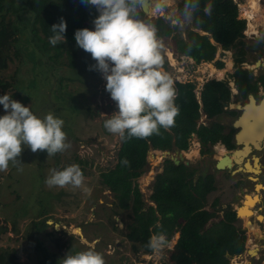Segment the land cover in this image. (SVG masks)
Returning <instances> with one entry per match:
<instances>
[{"label": "rangeland", "instance_id": "374dc122", "mask_svg": "<svg viewBox=\"0 0 264 264\" xmlns=\"http://www.w3.org/2000/svg\"><path fill=\"white\" fill-rule=\"evenodd\" d=\"M237 1L239 17L245 19L246 44L263 41L255 50L247 53V61L244 62L247 64H243L254 68L253 61L256 58H264V23L257 18L258 10L261 11L260 8L264 6V0H258L260 5L252 22L246 11L250 9L249 0ZM177 2L178 0H150L148 12L142 13L138 19L154 25V18L158 14L156 10L159 9L165 12L163 18L170 23H176L183 28L192 27L190 11H182ZM259 16L263 18L262 14ZM91 29L94 30V23ZM156 37L163 44L161 56L167 60V66H162L161 69L172 81H194V89L198 92L203 82L209 78L226 82L228 76L230 77L229 71L233 70L231 49L218 48L211 61L195 62L187 55L173 52L174 44L170 36ZM77 53L74 66L67 63L68 57L63 54L59 58L61 62L51 72L45 63L36 66L32 61L31 66L26 53L13 56L7 67L0 68V79L10 84L4 90L0 87V96L8 94L12 99L30 107L32 113L39 118L52 113L62 119L63 131L67 135L66 143L70 144L68 149L52 156H48L46 151L33 153L30 148L24 147L18 158L21 162H10L6 171H0V226L3 228L0 230V246L5 248V252L13 253L18 264H36L42 257L41 251L37 249L39 244L45 246L52 257L57 259V264H62L61 260L69 252L74 255L86 250L100 253L104 264H171L169 253L176 243L178 231L172 233L159 251L152 249L150 252H134L126 236L127 223L132 219L131 210L117 208L112 191L100 181V173L114 165L120 144V136L109 132L104 126L105 121L117 112L118 108L110 93L106 91L103 74L94 67L97 62L90 53L81 48ZM215 59H221L223 66L217 68L213 62ZM209 64L217 69H224L223 74L220 71L210 75ZM42 69H45L44 72ZM47 79L49 81L46 84ZM16 81L17 84H14ZM234 96H231V103H236ZM5 114L3 105H0V116ZM222 114L219 118L224 122L227 120V114ZM199 119L208 121L201 112ZM217 145H220L219 141L211 148L212 156L199 154L198 138L196 134H191L188 147L183 149L189 153L182 156L188 161L187 165L195 168V174L211 172L222 175L213 165L217 158L224 156ZM250 153L258 155L259 151ZM146 156L147 162L137 181L143 198L148 203H153L148 200L153 176L160 171V160L166 156L159 150H150L149 153L147 151ZM70 165H78L83 174L80 187H49L46 184V179L53 169L59 171ZM244 176L245 174L239 171L234 174L232 180ZM260 179H264V175ZM246 182L242 184L245 187L241 189L253 192L251 182ZM215 184V189L207 195L208 202L216 196L219 198L217 205L230 202L232 210H235L243 191L223 188L221 182L215 181ZM236 191L239 194L237 199L232 198ZM254 191L264 196V191ZM217 215L220 213L217 212ZM249 220L251 222L252 218ZM39 221H43L44 225L38 224L40 228H37L34 223ZM235 224L246 226L242 218H238ZM245 229L249 234L247 226ZM161 235L165 237L164 234ZM247 237L249 238V235H246ZM249 246L253 245L247 239L244 241L243 251L233 255L227 264H237L238 256L244 259L239 261V264L256 263L255 257L246 254L245 249Z\"/></svg>", "mask_w": 264, "mask_h": 264}, {"label": "trees", "instance_id": "16d2710c", "mask_svg": "<svg viewBox=\"0 0 264 264\" xmlns=\"http://www.w3.org/2000/svg\"><path fill=\"white\" fill-rule=\"evenodd\" d=\"M177 6L182 11H190L192 27L183 28L156 16L153 25L156 35L170 36L173 51L190 56L195 62L211 61L218 48L231 49L234 69L230 76L240 96L245 97L248 92L255 91L254 75L242 67L254 44H246L244 40L245 19L239 17L236 2L178 0ZM142 13L138 9L136 18H140ZM94 17L95 6L87 0H0V68L7 67L13 56L25 53L31 66L32 61L36 66L45 63L50 72L56 69L63 54L68 57L67 63L74 66V58L79 51L75 32L91 29ZM250 17L252 22L253 16ZM61 18L67 22L66 42L53 46L50 37L55 34L51 26L60 23ZM262 43L258 40L255 44L260 46ZM162 60V66L166 67L167 60L163 56ZM213 62L217 68L223 66L221 59ZM44 75L47 77L46 73ZM9 85L8 81L0 79L3 90ZM173 86L174 104L178 110L173 125L168 129L161 128L159 134L147 138L120 136L114 165L100 173V181L112 191L117 208L131 210L132 219L127 223L126 236L134 252L152 251L148 246L151 235L164 234L167 241L177 230L178 238L169 253L171 264H227L233 255L244 249V229L235 224L238 219L235 210L227 208L218 216L215 209L206 208L207 193L215 188L213 173L195 174V168L183 162L175 164L166 158L151 184L148 200L153 203L143 198L138 185L137 177L144 170L148 149H186L192 132L201 143V151H211L208 144L218 140L224 141L228 148L233 146L231 135L225 134L221 122H197L200 109L209 117L224 111L235 113L234 109L224 108V102L231 100L226 82L216 78L205 80L200 89V101L194 92V81L174 80ZM38 224L44 225V222L34 223L40 228ZM37 249L42 257L36 264H57V259L45 246L39 244ZM0 264L18 262L13 253L0 250Z\"/></svg>", "mask_w": 264, "mask_h": 264}, {"label": "clouds", "instance_id": "9594fccd", "mask_svg": "<svg viewBox=\"0 0 264 264\" xmlns=\"http://www.w3.org/2000/svg\"><path fill=\"white\" fill-rule=\"evenodd\" d=\"M100 13L93 21L94 30L78 29L75 40L78 48L90 53L97 63L96 70L106 80V91L116 103L118 111L105 121V128L122 138H147L159 134L160 129L173 125L177 115L174 104L175 89L169 75L162 71L163 44L156 37L153 25L137 19L142 0H87ZM55 34L50 43L66 42L67 22L51 26ZM5 115L0 116V171L9 163H20L24 147L33 153L46 151L48 156L70 147L63 131L64 121L52 113L39 118L30 107L0 96ZM83 174L78 165L63 170L53 169L46 179L49 187H80ZM166 241L163 235H153L149 247L159 251ZM62 264H104L102 255L94 250L70 252Z\"/></svg>", "mask_w": 264, "mask_h": 264}, {"label": "flooded vegetation", "instance_id": "af4514ba", "mask_svg": "<svg viewBox=\"0 0 264 264\" xmlns=\"http://www.w3.org/2000/svg\"><path fill=\"white\" fill-rule=\"evenodd\" d=\"M248 3H249V6H250V10L254 9V14H251L249 12V10H246L247 13H248V16L250 18V21H251V17L250 16H253V19H254V15L256 14V11H257L258 5H260V2L258 0H251V1H248ZM263 7L264 6H262L260 8L261 11H263L262 13H260L261 11L258 10L257 18H258V20L260 19L261 22L264 23V8ZM138 9H140L142 11L141 6H139ZM154 9L156 10V7H154ZM158 11H159V9L156 10V12H158ZM143 13H146V12H143ZM259 14H262L263 18H261L259 16ZM156 16H160V15L157 14ZM95 18H96V13H95L94 19ZM250 24H251V22H250ZM249 28H250V25H249ZM249 28H248V32H249ZM256 47H257V45L254 44L253 45V50H255ZM261 59H264V58L262 57ZM255 60L253 61L254 68H249V67L243 65V64H247V63H244V62L242 63V67L247 68L248 70H250L251 73L254 75V77L256 79V84L257 85H256V90L255 91L248 92L245 97H242V96H240L239 91H238V87L235 86L232 77L228 76V80L226 81V84L229 86L230 90L232 91L231 96L236 94V96H234V97L236 99V103L240 104V107L239 106H236V107L233 106V103H231L229 101V102H224L225 103L224 104V108L225 109H234L235 113H228V112L224 111L227 114L226 115L227 116V120L223 122L219 118L220 116L223 115L222 114L223 112L221 113V115L214 116V117H209V116L206 115L205 112H203L201 110L200 112L203 113L205 118H208V121L205 122L202 119L198 118L197 122L198 123H203V124H208L212 120H217V121H219V122H221L223 124L225 134L231 135V142H232L233 146L230 147V148H228L225 145L224 141H222V140H218V141H219V144H220L219 146H220L221 149L222 148H224V149L226 148L227 149V150L225 149V151H226L225 155H228V156L231 157L232 165H231L230 168L225 166V167H223L221 169H218V168L215 167V162L218 159L217 158L215 160V162L213 163V165H214L215 169H217L218 171H221L222 175L213 174V183L215 184V181L216 182H221L222 185H224L223 188H228V190L229 189H232V190L237 189V190L243 191L241 188L245 187V185L242 186V184L247 183L246 181H250L251 182V188H253V192L243 191L242 192V197L240 199V202L238 204H236L235 210H237V215L239 216L238 218H242L243 219V221H244V223L247 226L248 231H249V234H248L246 232V229H245L246 226L245 227L240 226L241 228L244 229V231H243L244 241L248 239L249 243H251V245H253L251 247L250 246L247 247V249L249 248V250H246V254L256 258V263H254V264H264L263 263V260H264V196L261 193H257L256 191H254V189H256L259 192L260 191H264V179H260L264 175V138L261 140L260 146L258 144L259 142L254 140L256 146L253 145L252 143H250V146L245 144V146L242 147V143L237 142L236 136H235V133L238 131L239 126L237 124L234 125V123H233V120L235 118H237L238 115L240 114V112L242 110V105L244 103L248 102V95L249 94H251L253 96L255 102H258L261 99V97L264 95V77L262 76V74L264 75V68L262 67V65H255V63H254ZM209 66H210V75H212L215 72L218 74V72H220V71L222 73L223 70H224V69L223 70L222 69H217V68L213 67L211 64H209ZM231 66H233V64ZM233 69H234V66H233ZM232 71H229V72L231 73ZM225 73H228V72H225ZM253 109L255 110V108H253ZM228 117H230V120H228ZM192 134H196V133L192 132ZM208 145L210 146V149H211L212 146L215 145V142L212 143V144H208ZM247 146H249V148H250V150L247 153V155L250 154L251 156L248 157L246 155L244 157V159H243L244 161L241 163L242 164L241 165L238 162L233 160L232 152H229V151L235 149L236 147H237V149L242 147L239 150H243ZM168 149L170 150V149H173V148H168ZM252 151H259L258 155H256L257 158L250 153ZM239 152L235 153V157L236 158H237V154ZM188 153H187V155H188ZM198 153L199 154L200 153L201 154H206L207 156H212L211 151H201V143L200 142H199V147H198ZM182 155H184V154H182ZM166 158H170L171 160H173L171 157H167L166 156ZM166 158L164 157V158H162V160H160L161 162L159 161L161 169H162L164 160ZM146 162H147V158H146ZM187 163H185V164H187ZM248 164H250V166L253 169H256L258 172H255V171H244V170L241 169L242 167H244V169H245ZM239 171H241V173L245 174L244 178H240V179L235 178V179L232 180V178H234L233 177L234 174L236 172H239ZM207 173H209V172H206L203 175H206ZM153 179H154V176H153ZM256 180H260V182H255ZM256 183H259V184H257L255 186ZM215 187H216V184H215ZM214 189H212V190H214ZM211 191H209V192H211ZM208 193H207V195H208ZM232 198H236V199L239 198V194L237 193V191L232 194ZM215 199L217 200V203H218L219 202V198H217L216 196L212 197L209 202H208V199H206V202H207V204L205 205L206 208L215 209L216 212L220 213V215L222 214V212L225 209H227V208L232 209V203H230V202H226V203L230 204L229 207H226L224 205L226 203H224V204L221 203L219 205H217V203L213 204ZM249 202H252V203H249ZM239 212H241L243 215H240ZM250 217L252 218L251 222L249 220ZM249 224L252 225V228L249 226ZM246 235H249V238L248 237L246 238ZM250 251H253L254 254H252ZM241 260L243 261L244 259H242L241 257L238 256L237 264H239V261H241Z\"/></svg>", "mask_w": 264, "mask_h": 264}, {"label": "water", "instance_id": "95a60500", "mask_svg": "<svg viewBox=\"0 0 264 264\" xmlns=\"http://www.w3.org/2000/svg\"><path fill=\"white\" fill-rule=\"evenodd\" d=\"M150 1L149 0H142V2H141V4H140V6H141V8H142V11L143 12H148V3H149ZM95 13H96V17H98L99 16V12H98V10L95 8ZM158 14L160 15V16H162V17H165V12L163 11V10H159L158 11ZM198 31H200L201 33H207L206 31H203V30H201V29H199ZM243 32L245 33V31L243 30ZM255 65H262V67L264 68V59H261V58H257L256 60H255ZM161 68H163L162 67V65H161ZM251 101H253V106L254 107H257V106H260L262 103H264V95L261 97V99L258 101V102H255L254 101V98H253V96L251 95V94H249L248 95V102L247 103H244L243 105H242V110H241V112H240V114L238 115V117L237 118H235L234 120H233V123H234V125H238L239 126V129H238V131L235 133V136H236V140H237V142H239V143H242V147L243 146H245V140H243V141H238V133L243 129V126H244V124L248 121V122H251L252 124L251 125H253L252 127V129H254V133H253V136L254 135H256V137L258 138V135L259 134H261L262 132H263V130H262V126L264 125V108H260V109H258V112H257V110L254 112V111H252V112H246V110H247V106L251 103ZM225 104V103H224ZM233 106H239L240 107V104H237V103H233ZM246 112V113H245ZM243 119H244V121H243ZM252 135V134H251ZM264 138V135H262V137H261V140ZM260 142L261 141H259V146H260ZM250 143H252L253 145H255V142L254 141H249V146H250ZM256 146V145H255ZM242 147H240L239 149H241ZM150 148H152V147H150ZM237 149V147L235 148V149H233V151H235ZM181 150L182 149H179V148H174V151H178L179 153L181 152ZM149 151V150H148ZM211 155V154H210ZM255 157H257L256 155H254ZM172 159H173V162L175 163V164H178L179 162H180V160H184V159H178V158H175L174 156H170ZM188 161L187 160H184V163H187ZM231 165H232V159H231V157L230 156H228V155H224V156H222V157H220V158H218L217 160H216V162H215V167L216 168H218V169H221V168H223V167H231ZM236 170V169H235ZM257 184H259V183H256L255 184V186L257 185ZM226 207H229L230 206V204L229 203H226V204H224ZM221 209V208H220ZM235 213H236V216L237 217H239L238 215H237V210H235ZM48 222L50 221V220H47ZM1 229H3V228H1V226H0V230ZM0 250H2L3 252H5V248L4 247H2V246H0ZM246 250H249V248L247 249H245V251ZM240 254V253H239Z\"/></svg>", "mask_w": 264, "mask_h": 264}, {"label": "bare ground", "instance_id": "6f19581e", "mask_svg": "<svg viewBox=\"0 0 264 264\" xmlns=\"http://www.w3.org/2000/svg\"><path fill=\"white\" fill-rule=\"evenodd\" d=\"M251 1V0H249ZM150 3V2H149ZM148 3V4H149ZM249 12L251 14H254V10H250L249 9ZM248 25H249V22H248ZM246 32H247V29H246ZM253 101H251V103L247 106V110L246 112H252V111H256L258 112V109H260L261 107L264 108V103H262L260 106H257V107H253ZM255 108V110L253 109ZM245 112V113H246ZM244 121V119H243ZM252 123L251 122H246L243 126V129L238 133V141H243L245 140V144L249 145V141H261V137L262 135H264V125L261 127L263 132L261 134L258 135V138L256 137V135L253 136V133H254V129H252L253 125H251ZM252 134V135H251ZM226 149V148H225ZM224 148H222L220 151L222 155H225L226 154V151H225ZM227 150V149H226ZM250 148L249 146H247L246 148H244L243 150H239V149H236L235 151L233 150H230L229 152H232V157H233V160L238 162L239 164H241L244 160V157L247 155V153L249 152ZM158 151V150H156ZM160 151V150H159ZM186 150H181V152L179 153L178 151H170V150H161V152H163L164 156H174L175 158H178V159H184V157L182 156V154L184 155H187V152H185ZM240 151V152H239ZM236 152H239L237 154V158L235 157V153ZM179 155V156H178ZM257 158V157H256ZM242 165V164H241ZM242 170L244 171H255V172H258L256 169H253L250 164L247 165V167L244 169V167L241 168ZM249 203H252V202H249ZM240 215H243L241 212H239ZM249 226L252 228V225L249 224ZM252 254L253 251H250Z\"/></svg>", "mask_w": 264, "mask_h": 264}, {"label": "built area", "instance_id": "2783aa9c", "mask_svg": "<svg viewBox=\"0 0 264 264\" xmlns=\"http://www.w3.org/2000/svg\"><path fill=\"white\" fill-rule=\"evenodd\" d=\"M236 4H238L239 5V3H238V1L236 0ZM248 19V18H247ZM245 31V30H244ZM194 92H195V95H196V97H197V99H198V101H199V97H200V94H199V92H200V89H199V91L197 92L196 91V89H194Z\"/></svg>", "mask_w": 264, "mask_h": 264}, {"label": "crops", "instance_id": "0c3cea01", "mask_svg": "<svg viewBox=\"0 0 264 264\" xmlns=\"http://www.w3.org/2000/svg\"><path fill=\"white\" fill-rule=\"evenodd\" d=\"M220 49H221V48H220ZM173 52H174V51H173ZM184 55H185V54H184ZM188 57H190V56H188ZM190 58L193 60L192 57H190ZM231 63L233 64V62H231ZM232 64H231V65H232ZM186 81H188V80H186ZM200 89H201V88H200ZM199 101H200V98H199ZM200 111H201V109H200ZM148 150H149V149H148ZM148 150H147V151H148ZM240 253H241V252H240ZM238 254H239V253H238ZM237 261H238V259H237Z\"/></svg>", "mask_w": 264, "mask_h": 264}]
</instances>
